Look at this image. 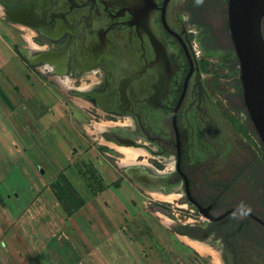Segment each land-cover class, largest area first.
Listing matches in <instances>:
<instances>
[{"label": "flooded vegetation", "instance_id": "obj_1", "mask_svg": "<svg viewBox=\"0 0 264 264\" xmlns=\"http://www.w3.org/2000/svg\"><path fill=\"white\" fill-rule=\"evenodd\" d=\"M12 1L1 7L25 10L31 25H17L34 32L31 49L64 54L43 68L78 84L69 94L104 115V140L161 165L156 173L142 161L127 167L131 182L163 194L182 189L195 215L184 213L202 221L176 233L205 242L222 264H264V166L205 82L189 24L196 0ZM199 208L223 217L211 221Z\"/></svg>", "mask_w": 264, "mask_h": 264}, {"label": "rangeland", "instance_id": "obj_2", "mask_svg": "<svg viewBox=\"0 0 264 264\" xmlns=\"http://www.w3.org/2000/svg\"><path fill=\"white\" fill-rule=\"evenodd\" d=\"M196 4V10L189 15V24L190 29L194 32L192 34L193 38L195 37L193 45H195L196 51L200 55L199 62L205 76V82L225 118L242 135L253 153L261 158L264 166V148L243 103L239 80V65L228 30L227 0H196ZM30 32L31 30L21 26L13 29V33L21 42L18 47L29 49L30 54L34 56L38 51L32 50L31 44L35 43V45H39V42L37 40L32 41L34 32ZM262 34L264 37V19L262 21ZM40 47L41 50L46 49L45 45ZM25 60L28 63L29 69L35 71L31 73L41 81L51 86L53 85L59 100L70 105V109H64V112L66 116L72 118V123L85 141V147L81 150L84 153L88 151L92 152L88 158L84 159V155H81L72 164L68 165L69 167L78 168L76 170L87 192L85 190L82 191L79 187L80 184L75 185L76 189L80 194H85L89 200L99 198L101 201L107 203L109 202L108 200L115 199L116 196L118 201V203L113 205L112 209H107L105 203H103L101 206L96 207V210H94L93 206H91L93 208L87 207L86 210L77 215L80 233L76 234V241L81 244L80 246L83 245L82 235L91 247H94V244L99 240H102L103 243V245L97 244L92 250H89L90 247L88 248V255H90L92 260L91 264H132L133 262L142 264L141 260L146 261L148 264H218L214 258L215 255L212 254L213 252L211 254H202L192 247H190L191 252L186 251V254L184 255L183 253L182 256H179L176 252L180 247H187V244L176 233V229L181 227V223L189 224L191 222L197 223V221H202L193 215L190 216L184 213H191L189 210L193 208L182 197V189L169 193H174L175 196L172 200L167 201L154 197V193L159 192L158 194H163L162 191L144 190L143 187L133 184L125 175L127 167L121 166V161L124 160V157L119 153V146L103 138V134L110 130L109 127L104 125L107 124L102 118L104 115L101 114L99 118L94 117L91 114L94 110L80 99L71 97L69 89H66L62 85L58 76L55 75L49 78L47 76L48 72L39 71V68L44 69L43 67L32 65L27 59ZM2 78L4 77L2 76ZM72 84L78 87V84ZM0 95L3 100H0V145L5 150L10 147L14 148L15 142L20 143L21 147H29L23 161H31L33 166H30L29 170L33 171L34 175L31 174L29 176L26 174L27 168L25 165L24 172H21L20 165L15 163L11 169V172L13 171V174L17 175L19 180L18 185L20 184L21 188H23L22 192L29 193L34 184L42 185L50 182L52 170H50L49 166H43V163L48 164L50 161L44 156V151L31 150L32 140L34 141L36 138L38 140V136L30 127L23 125V118H21L22 111L20 107H17V104H15V111L20 116L13 119L17 124V126L13 127L6 112V109L11 106V100L5 97L1 90ZM8 96L10 97V93H8ZM224 101L232 108L226 107ZM51 102V99L46 100V106L52 107L53 103ZM58 105L55 104L54 109L57 110ZM99 125H104L105 127L103 126L102 130H99L97 128ZM6 133L10 134V136L7 137ZM5 143L7 146H4ZM49 147H55L53 142L50 143ZM46 152L48 153L46 155H49V157H55L52 155L55 154L54 149L53 151ZM7 155H9V152H7ZM143 155L142 157H138L136 162L142 161L147 163L146 168L151 169L154 173L162 170L161 165L155 159L150 158L151 155L150 157L149 154ZM38 165L45 172L44 174H39L40 179H36L38 183H34L36 182L34 176L36 177L38 175L37 171L40 170L37 169ZM170 167L172 166L170 165L168 168ZM56 179L51 197L55 198L59 204L58 208H60V212L66 215L72 214L80 206L81 200L71 189L69 178L60 174ZM20 186H18L19 189ZM122 186H129L132 190L124 187V189L114 193L116 189ZM109 188L111 189L107 190ZM13 192L14 190L11 191V193ZM105 193H108V200L105 198ZM153 202H159L169 212L168 216H158L155 212H152L149 209V203ZM28 207H31V205ZM108 207L110 208L109 204ZM191 214L195 215V213ZM119 218L126 219V224H122L120 232L124 234L125 239L134 244L135 253L133 255L130 253L126 254L124 253L125 251L119 253V250L115 247V241L113 240V232H115L114 224L119 221ZM101 224L110 231L109 236H106L100 229L99 226ZM160 232H166L169 234V238H165L166 240L160 238L158 236ZM81 255H83L82 251Z\"/></svg>", "mask_w": 264, "mask_h": 264}, {"label": "crops", "instance_id": "obj_3", "mask_svg": "<svg viewBox=\"0 0 264 264\" xmlns=\"http://www.w3.org/2000/svg\"><path fill=\"white\" fill-rule=\"evenodd\" d=\"M19 26L6 20L4 9L0 6V90L5 97L11 100V106L6 109V112L13 127L17 126L13 119L20 116L15 111V104H17V107H20L22 111L23 125L35 131L38 140L37 138L34 141L32 140L33 144L30 148L34 151H44V156L48 158L47 160L50 163H43V166H49L52 175L49 183L34 184L31 192L23 193V188L20 184L18 185L17 175L13 174L11 169L15 163L19 164L21 172H24L25 165L27 168L26 174L29 176L34 175L33 171L29 170L30 166H33L31 161H23L29 147H21L20 143L15 142L14 148L10 147L5 150L0 145V264H91L92 260L88 255L89 250L94 249L97 244L103 245V243L102 240H99L94 244V247H91L81 234L83 245L80 246L81 244L76 241V234L80 233L77 215L86 210L87 207L93 206L96 210V207L101 206L103 203H105L107 209H112L118 201L116 196L115 199L108 200V193H105V198L109 201L107 203L99 198L89 200L85 194H80L76 189L75 185L80 184L79 187L82 191L87 192L76 170L78 168L69 167L68 165L72 164L81 155H84V159L88 158L92 152L84 153L81 150L85 147V141L72 123V118L66 116L64 112V109H70V105L59 100L53 85L51 86L33 75L31 72L35 71L29 69L26 60L18 53L17 48H19L18 45L21 42L13 33V29ZM40 51L42 50H38V52ZM47 70L50 69L39 68L41 72H48ZM52 76H49V78H52ZM8 93H10V97ZM49 99L53 103L52 107H47L45 104L46 100ZM0 100L3 101L1 95ZM55 104H59L57 110L54 109ZM4 130L6 131V129ZM6 135L7 137L10 136L7 133ZM52 142L55 145L54 148L49 147ZM4 146H7V144L5 143ZM53 149L55 154L52 155L55 157L46 155L48 154L46 151H53ZM7 152H9V155H7ZM40 168L42 167L38 165L37 169ZM44 172L43 169L37 171L38 175L35 174L37 176H34L36 181L34 183H38L36 179H40L39 174H44ZM60 174L70 179L71 189L81 200L80 206L72 214L66 215L60 212L59 204L55 198L51 197L53 185ZM8 177L10 180L7 179ZM104 177L106 176L104 175ZM18 186H20V189ZM124 187L131 189L129 186H122L116 189L114 193L119 192ZM12 190H14L13 193H11ZM30 205L31 207H28ZM118 222L114 224L115 232H113L115 247H117L119 253L125 251L124 253L133 255L135 253L134 244L125 239L124 234L120 232V227L122 224H126V219L119 218ZM99 227L106 236H109L110 231L103 224ZM158 236L164 240L169 238V234L166 232H160ZM177 236L187 244V247H180L176 250L179 256H182L183 253L185 255L186 251L191 252L190 247L196 249L194 246V243H197L196 241L180 234H177ZM81 251L83 255H81ZM141 262L142 264H148L143 260ZM132 264L141 263L133 262Z\"/></svg>", "mask_w": 264, "mask_h": 264}, {"label": "water", "instance_id": "obj_4", "mask_svg": "<svg viewBox=\"0 0 264 264\" xmlns=\"http://www.w3.org/2000/svg\"><path fill=\"white\" fill-rule=\"evenodd\" d=\"M15 4L12 0H0V6L6 7ZM25 10H4L5 18L11 24H23L29 27L31 22L26 23ZM37 18V16H35ZM264 19V0H227V23L230 40L233 45L235 56L239 65V80L243 103L254 130L264 148V37L262 34V21ZM18 52L32 65L44 67L45 64L55 67L57 58L64 56L62 52L43 51L35 56L26 48H19ZM54 72H58L55 71ZM61 74V73H59ZM126 146L132 145L125 142ZM132 177V171L127 170ZM142 178L133 176L132 181L140 183ZM188 200L195 204L189 196ZM200 212L203 214L201 208ZM211 221L219 220L223 216L213 218L203 214Z\"/></svg>", "mask_w": 264, "mask_h": 264}, {"label": "bare ground", "instance_id": "obj_5", "mask_svg": "<svg viewBox=\"0 0 264 264\" xmlns=\"http://www.w3.org/2000/svg\"><path fill=\"white\" fill-rule=\"evenodd\" d=\"M59 81L62 83L63 86L66 87V89H69V88L73 87L72 86V81L68 77L61 78V79L59 77ZM103 126L104 125H99L97 128L99 130H102V127ZM118 150H119V153H121L123 155V157H124V160L121 161V166H123V167H128V166H132V165L136 164L137 157L140 156V155L145 154V151L144 150L134 149L132 147H119ZM158 193H154V197L156 199H159V200H167V201H170L175 196L174 193H173L174 195L173 194H158ZM202 243H199V242L198 243H194V246L197 249V251H199L202 254H208V253L211 254L213 252L212 254L215 255L214 258H215L216 262L218 264H221L218 254L215 251H213L211 248H209V246H207L205 244H202Z\"/></svg>", "mask_w": 264, "mask_h": 264}, {"label": "built area", "instance_id": "obj_6", "mask_svg": "<svg viewBox=\"0 0 264 264\" xmlns=\"http://www.w3.org/2000/svg\"><path fill=\"white\" fill-rule=\"evenodd\" d=\"M149 209L155 214L167 217L169 212L159 202L149 203Z\"/></svg>", "mask_w": 264, "mask_h": 264}]
</instances>
